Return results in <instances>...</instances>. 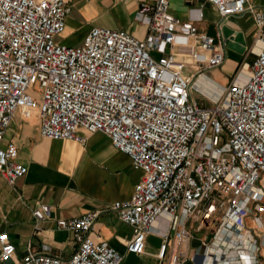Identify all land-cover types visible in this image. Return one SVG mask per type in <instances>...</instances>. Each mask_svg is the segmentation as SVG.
<instances>
[{
    "label": "built area",
    "instance_id": "2783aa9c",
    "mask_svg": "<svg viewBox=\"0 0 264 264\" xmlns=\"http://www.w3.org/2000/svg\"><path fill=\"white\" fill-rule=\"evenodd\" d=\"M205 1L222 18L250 12L259 42L251 61L240 66L246 69L243 80L207 91L195 82L224 60L223 38L174 16L168 0L139 2L135 18L146 27L142 38L91 26L78 44L55 39L64 27L66 0H0V175L12 183L27 170L15 160V144H2L17 109L23 116L36 110L38 131L48 138L83 142L78 130L100 131L141 170L130 196L110 204L131 228L125 251L141 253L146 234L164 213L168 224L158 256L165 264H260L264 9L247 0ZM194 10L198 17L199 8ZM175 43L191 58L194 70L187 75L182 73L187 62L171 50ZM49 212L42 202L31 214L42 219ZM98 212L55 219L56 227L72 232L69 255L46 247L12 264H119L121 252L88 234ZM187 222L193 230H208L210 239L188 248ZM13 252L14 244L1 231L0 264H9Z\"/></svg>",
    "mask_w": 264,
    "mask_h": 264
},
{
    "label": "crops",
    "instance_id": "0c3cea01",
    "mask_svg": "<svg viewBox=\"0 0 264 264\" xmlns=\"http://www.w3.org/2000/svg\"><path fill=\"white\" fill-rule=\"evenodd\" d=\"M140 1L66 0L69 9L64 27L56 35L57 40L78 44L91 26H106L142 38L146 27L135 18ZM247 1L264 9V0ZM168 4L174 16L191 19L198 31L216 38L220 27L227 26L241 32L244 39L242 53L224 46V60L205 70L198 78L199 90H203L201 86L206 91L213 85L224 86L233 79L241 81L246 69L240 66L251 61L255 53L253 48L259 45L250 12L222 18L205 0H168ZM195 8H199L198 17ZM171 50L187 62L184 67L190 69L188 74L194 70L186 50L176 43ZM194 96L199 102L207 103L200 95ZM78 133L84 136L83 142L48 138L38 131L36 110L29 116L21 115L18 109L12 114L3 132L2 144L9 140L15 144V160L26 165L27 170L12 183L0 175V232L5 231L14 244L9 264L21 260L28 252L43 251L46 247L52 254L69 255L74 249L72 232L56 227L55 219L76 216L92 209H99V212L88 234L105 240L121 252L123 256L119 264H165V257L160 258L158 250L161 233L168 224L167 215L163 213L156 218L145 236L143 251L135 254L125 251L131 235L130 226L120 221L110 208L111 202L130 196L141 170L133 167L129 157L113 147L102 132L78 130ZM42 202L50 206L49 216L35 219L31 211ZM187 225L190 227L188 248H196L201 238L210 239V236L206 238L210 234L208 230L203 236L194 237L193 223L187 222ZM188 261L177 264H190Z\"/></svg>",
    "mask_w": 264,
    "mask_h": 264
},
{
    "label": "water",
    "instance_id": "95a60500",
    "mask_svg": "<svg viewBox=\"0 0 264 264\" xmlns=\"http://www.w3.org/2000/svg\"><path fill=\"white\" fill-rule=\"evenodd\" d=\"M219 33L221 37L225 40L224 46L226 48L232 49L239 53L243 52L245 46L241 32L235 31L227 26H221Z\"/></svg>",
    "mask_w": 264,
    "mask_h": 264
},
{
    "label": "rangeland",
    "instance_id": "374dc122",
    "mask_svg": "<svg viewBox=\"0 0 264 264\" xmlns=\"http://www.w3.org/2000/svg\"><path fill=\"white\" fill-rule=\"evenodd\" d=\"M55 39H57L56 36H55ZM189 71H190V69L185 68V67L182 69V73H183L184 75H185V74H188ZM193 94H194V95H197V96L200 95L197 91H195ZM205 232H207L206 229H201V230H197V231L192 230V235H194V237L203 236V235L205 234ZM209 236H210V234H207V235H206V238L209 239ZM261 244H262V246H264V242H262ZM188 263L191 264L190 261H188ZM235 263H236V262H235ZM260 264H264V260H263L262 258H260Z\"/></svg>",
    "mask_w": 264,
    "mask_h": 264
},
{
    "label": "bare ground",
    "instance_id": "6f19581e",
    "mask_svg": "<svg viewBox=\"0 0 264 264\" xmlns=\"http://www.w3.org/2000/svg\"><path fill=\"white\" fill-rule=\"evenodd\" d=\"M253 49H254V51H256V50H257V46H255ZM242 76H243V79H244L245 76H244V75H242ZM243 79H242V80H243ZM198 80H199V79H198ZM198 80L195 82L196 84H198V82H199ZM201 88L205 89L204 86H203V87L201 86ZM205 90H206V89H205ZM262 250H264V249H262ZM215 252L218 253L219 250H216ZM227 256L232 258V256H233V252L230 251V252L227 254ZM222 264H226V261H224ZM231 264H236V263H235V261H231Z\"/></svg>",
    "mask_w": 264,
    "mask_h": 264
}]
</instances>
